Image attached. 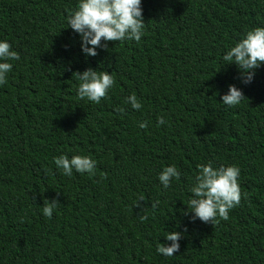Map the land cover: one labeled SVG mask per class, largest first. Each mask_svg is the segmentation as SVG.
<instances>
[{"label": "trees", "instance_id": "1", "mask_svg": "<svg viewBox=\"0 0 264 264\" xmlns=\"http://www.w3.org/2000/svg\"><path fill=\"white\" fill-rule=\"evenodd\" d=\"M77 3L0 0V40L20 55L0 85V264H264V63L244 83L222 59L264 27V0H141V40L96 56L67 27ZM89 67L115 80L99 104L77 95L72 73ZM229 84L245 96L234 107L221 101ZM60 155L91 157L95 175H63ZM209 161L236 165L247 194L215 225L184 214ZM169 165L180 178L165 189ZM45 198L59 203L51 218ZM173 230L179 251L165 257Z\"/></svg>", "mask_w": 264, "mask_h": 264}, {"label": "clouds", "instance_id": "2", "mask_svg": "<svg viewBox=\"0 0 264 264\" xmlns=\"http://www.w3.org/2000/svg\"><path fill=\"white\" fill-rule=\"evenodd\" d=\"M67 27L79 34L81 50L86 56H96L97 48L107 50L108 41L118 42L122 40H135L139 42L145 28L142 15L141 0H78L75 9L66 17ZM104 41L105 43H101ZM20 55L13 50L7 41L0 40V85L7 83V74L12 70L10 61L19 60ZM225 64L234 63L244 83H249L257 69L264 63V27L255 26L245 31L243 37L228 48L222 57ZM79 82L77 88L78 98L87 99L99 104L107 97L108 91L115 84L114 77L108 71L93 69L73 72ZM245 98L242 91L235 85L229 84L226 94L221 96V101L229 106L238 105ZM126 103H130L133 109L139 110L142 105L135 96L130 94ZM117 112L123 113V107H117ZM163 117L158 118V124H164ZM139 127H147L146 122H140ZM54 163L63 175L71 177L73 171L87 173L90 177L95 175L96 162L88 156L60 155L54 158ZM198 174L189 188L191 196L187 201L184 214H192L191 219H199L204 223L218 224L220 220H228L231 209L241 203L242 193L239 176L240 169L236 165H221L214 167L212 162L197 165ZM179 179L180 172L175 165H169L158 174L162 186L167 189L171 180ZM145 197H139V202ZM58 201L44 199L42 212L51 218ZM158 201L152 202L151 207L156 208ZM147 215H141V222L147 219ZM181 233L168 231L165 240L171 241L170 245L158 243L156 251L165 257H170L179 251V239Z\"/></svg>", "mask_w": 264, "mask_h": 264}]
</instances>
